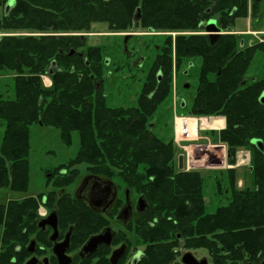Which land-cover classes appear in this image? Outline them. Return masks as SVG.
<instances>
[{
    "label": "trees",
    "instance_id": "obj_1",
    "mask_svg": "<svg viewBox=\"0 0 264 264\" xmlns=\"http://www.w3.org/2000/svg\"><path fill=\"white\" fill-rule=\"evenodd\" d=\"M11 1L6 13L4 8ZM137 8L141 12L137 26L145 30L202 31L200 24L208 18L227 23L232 9L243 14L247 0H0V72H10L12 81L11 97L0 92V124L4 128L0 188L26 191L29 128L41 122L57 129L65 144L74 136L78 138L75 157L55 170L65 166L70 167L69 173L78 174L79 170L71 167L83 163L89 172L124 180L147 200H197L201 213L203 175L178 171L173 140L163 141L147 125L159 101L170 91L171 39L155 44L156 53L136 104L127 107L109 106L101 92V48H82L85 44L79 33L89 31L96 22L113 30H129ZM206 37L191 34L175 38L177 67L182 59H200L195 95L185 114L225 116L219 139L227 144L233 162L237 148H252L248 142L253 136L264 142V108L257 106L252 93L236 96L244 64L237 54H231L234 43L219 40L211 45ZM70 50L75 52L69 54ZM227 58L230 63L224 68ZM53 62L51 85L46 88L40 75L47 73ZM235 172L228 169L216 175L226 174L224 189L222 178H215L214 183L230 201L217 207L203 227L228 232V242L247 236L264 244V154L252 148L249 186L237 188ZM46 181L53 187L47 193L53 200L58 187L72 178L67 174ZM42 194L0 204V264H12L17 247L24 248L29 240L37 219L36 200H41ZM63 200L72 199L64 196ZM69 209L66 205L62 208L64 217L75 214ZM242 229L252 233L242 234Z\"/></svg>",
    "mask_w": 264,
    "mask_h": 264
},
{
    "label": "flooded vegetation",
    "instance_id": "obj_2",
    "mask_svg": "<svg viewBox=\"0 0 264 264\" xmlns=\"http://www.w3.org/2000/svg\"><path fill=\"white\" fill-rule=\"evenodd\" d=\"M254 2L247 0L243 14L232 9L228 15L232 19L227 23H219L214 17L201 22L203 32L200 33L207 36L211 45L219 40L228 45L234 43L231 54H237L244 64L240 68L236 96L241 98L252 93L257 106L264 108V29L259 26L261 19L258 18L264 16V0ZM254 18H257L256 24L252 27ZM238 19H246L247 28L235 29ZM209 20H214L220 28L217 32L220 35L213 43L205 30ZM137 23L127 39L134 35ZM132 26L133 19L130 32ZM242 35L251 37L246 39ZM197 58L182 59L179 69L184 65V73H187L195 62L198 64ZM133 62L138 65V61ZM229 63L227 58L223 67H228ZM194 95L195 92L190 101ZM252 139H260L264 150L260 137ZM249 145L264 154L255 145ZM252 148L243 147L249 154ZM68 168L55 170L54 167L46 171L47 178L69 174L72 181L58 187L53 200L48 196L53 187L48 184L50 188L42 194L41 200H36L34 229L24 248L17 247L12 264H264L261 241L254 243L251 237L242 236L228 242L225 237L228 232L203 227L215 209L230 200L213 211L207 209L210 201L202 200L199 214L197 200H147L141 191L122 179L85 169L76 180L80 172L69 173ZM74 168L79 169L71 167ZM64 196L72 200H63ZM65 205L75 214L64 217ZM1 232L2 228L0 237ZM239 232L247 234L252 230Z\"/></svg>",
    "mask_w": 264,
    "mask_h": 264
},
{
    "label": "rangeland",
    "instance_id": "obj_3",
    "mask_svg": "<svg viewBox=\"0 0 264 264\" xmlns=\"http://www.w3.org/2000/svg\"><path fill=\"white\" fill-rule=\"evenodd\" d=\"M259 26L264 29V16H259ZM256 19L252 21V27L256 24ZM248 22L246 19H238L235 23V29L247 28ZM129 30H113L104 22H96L91 25V28L84 34L82 40L84 46H99L103 53L102 66V84L101 92L109 106H134L136 104L137 96L141 90L145 75L154 59L156 53V43H162L165 38L171 39V80L170 91L167 96L159 101L156 109L147 120L148 128L151 129L152 134L162 139L165 142L173 140V117L174 114H185L190 104V98L194 94L197 86L198 64L199 59L191 66L187 73H184V65L179 69L177 67V60L175 56V38L180 35L201 34L203 31H166L164 29L158 32L149 33L145 29L137 26L134 35L126 40L124 47V34ZM39 34V33H35ZM78 34V33H76ZM249 39L250 35H242ZM81 48H79L80 50ZM107 60V63H105ZM133 60L138 61L137 66ZM180 66V65H179ZM10 72H0V92L11 97L12 95V81ZM41 84L49 87L50 77L43 76ZM188 84V87L185 85ZM184 101V104H181ZM1 123V122H0ZM217 123H223L218 120ZM3 125L0 124V143L3 134ZM29 183L26 191L16 192L9 189L0 188V204L5 203L9 199H23L28 196H35L39 193L46 192L50 186L47 183L46 171L52 168L69 162L75 157L78 149V138L74 136L70 144H65L59 137V132L52 126L42 125L41 122L32 123L29 128ZM205 139H200L195 143H202L203 150H199L196 146L194 154L196 156V165L199 172L203 175L204 200L210 201L207 205L209 211H213L218 205L229 200L230 196L222 195L216 190L214 183L215 178L223 179V189L225 186V175L216 176L221 173H226L228 169L222 165L219 158L222 149L211 147L212 144L223 143L219 139V133L216 131L202 130L199 132ZM238 149V148H237ZM180 150L175 147V160ZM250 154H245L240 161L243 165L236 166L235 173L237 176L236 187L242 188L250 185V178L248 173V166L250 164ZM205 158H200V157ZM240 159V158H239ZM238 159V160H239ZM241 160V159H240ZM79 167V176L85 170V164H77ZM211 166V167H210ZM213 166V167H212ZM75 180V181H76ZM74 185V184H73ZM1 231V227H0Z\"/></svg>",
    "mask_w": 264,
    "mask_h": 264
},
{
    "label": "built area",
    "instance_id": "obj_4",
    "mask_svg": "<svg viewBox=\"0 0 264 264\" xmlns=\"http://www.w3.org/2000/svg\"><path fill=\"white\" fill-rule=\"evenodd\" d=\"M219 117H211V116H200L193 114H174L173 117V140L176 147L181 151L183 155V166L184 171H190L198 169L196 165V156L194 154V149L196 146L199 147V150H203L202 143H195L200 139H205L203 136L199 134L202 130H219L222 128V124L219 126H210L207 125L209 121L212 119H217ZM217 146L221 147V155L220 159L222 161V165L226 166V168H231L233 166H238L242 164V158L246 154L242 150H238L236 152V163L235 165H230L227 163L228 150L227 146L224 143L212 144L211 147L217 148ZM200 158H205L200 157ZM241 160H240V159ZM239 159V160H238ZM211 167V166H210ZM213 167V166H212Z\"/></svg>",
    "mask_w": 264,
    "mask_h": 264
},
{
    "label": "water",
    "instance_id": "obj_5",
    "mask_svg": "<svg viewBox=\"0 0 264 264\" xmlns=\"http://www.w3.org/2000/svg\"><path fill=\"white\" fill-rule=\"evenodd\" d=\"M12 5H13L12 1L7 3L5 8H4V11L7 13L9 8H11ZM140 17H141V12H140V9L137 8L135 10V13H134L133 18H132L133 19V26L131 28V32L125 34V36H124V44H125V40L128 38V36L132 34V31L134 29V25L138 22ZM149 30L151 31L152 29H149ZM205 30L209 32L208 35H209V38L211 39V41H210L211 43H213L220 35L219 33H217V32L220 31V28L216 25L214 20H209L206 23ZM74 52H75L74 50H70L69 54L74 53ZM80 55H82V54L80 53ZM54 65H55V63L53 62L51 64L50 68H49L48 74H52L53 73L52 67H54ZM159 77H160V73H158V79H159ZM182 105H183V103H182ZM249 143L252 144V145H255L257 147V149H259L260 151L264 152L263 143H262V141L260 139H252V140L249 141ZM177 168L179 170H181L183 168V155L182 154H178V156H177Z\"/></svg>",
    "mask_w": 264,
    "mask_h": 264
},
{
    "label": "bare ground",
    "instance_id": "obj_6",
    "mask_svg": "<svg viewBox=\"0 0 264 264\" xmlns=\"http://www.w3.org/2000/svg\"><path fill=\"white\" fill-rule=\"evenodd\" d=\"M5 2V1H4ZM218 120H221L222 121V119H212L211 121H209L208 123H207V125H210V126H219V125H221L220 123H217L218 122Z\"/></svg>",
    "mask_w": 264,
    "mask_h": 264
}]
</instances>
